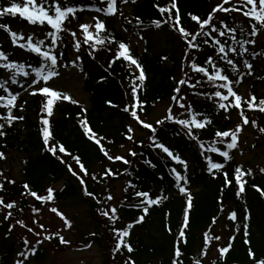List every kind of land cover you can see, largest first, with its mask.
Instances as JSON below:
<instances>
[{
    "label": "trees",
    "instance_id": "1",
    "mask_svg": "<svg viewBox=\"0 0 264 264\" xmlns=\"http://www.w3.org/2000/svg\"><path fill=\"white\" fill-rule=\"evenodd\" d=\"M169 2L170 0H137L133 7L132 17H130L133 24H128V20H126V25L133 29L134 36L137 38L142 36L143 39L141 40L145 44V53L138 56V59L142 63L147 77L145 86L140 93L142 99L147 103V115H145L147 117L154 113L157 105L172 101L171 98L176 94L175 89L178 87V82L185 77L186 69L183 56L179 60L177 56L179 44L184 47L185 52L187 51L184 43L177 33L167 25L161 29H156L153 26L155 19H162L156 4L159 3L163 7ZM213 2V0H179L182 25L188 29H196L198 26L194 21H191L188 14L199 15L203 18L212 11V7L215 6ZM8 3L9 0H0V6H7ZM136 17L143 21L142 28L133 27L136 23ZM0 23L10 24L13 30L22 31L26 37L30 34L29 29H36V26L32 27L18 16L14 18L4 17L0 19ZM61 35L62 41H60L61 47L58 54L62 53L63 55L60 57L59 63L68 67L73 60L77 57L80 58L81 62L78 65L85 75L84 84L90 97L91 108L86 110L85 114L78 105L66 101L60 102L54 108L50 122L56 141L63 143L74 155L81 157L90 174L85 180L87 189L94 193L96 198L85 196L84 185H81L80 181L69 172L68 164H71L73 169L79 172L78 165L71 157H64L66 163H61L59 159L45 151L41 134V121L45 118L42 114L44 112V97L36 95L32 96L26 103H23V100H17L22 102L20 105L23 110H14V115L23 116L24 119L15 121L10 127L6 126L4 129L6 135L0 137V151L4 152L6 156V159H0V172L4 173V176L0 177V183L5 185V190L0 191V197H3L5 203L14 202L16 204L15 208L6 210L13 213L12 218L18 219L17 216L24 214L31 220L29 213L50 211L52 206L57 207L65 217L66 212L61 211L62 207L71 210L76 209L73 206L86 207L85 220L79 223L76 219L71 221L81 237L80 241H75V247L79 248L87 244L96 245L103 254H106V258L104 257L105 264H126L129 257L135 261V264H172L175 239L182 228L187 197L180 194L174 187L175 181L170 175V169L176 167L179 171L183 172V170L159 149L148 146L151 143L149 140L152 135L151 132L147 133L143 139L133 136L134 142L126 138L127 129L132 120L129 113L124 112L123 108L129 105L133 97L129 88V72L125 66L126 62L117 61V64L110 68L117 45L98 46L100 50L89 55L92 49L88 45L82 43L80 51L76 52L74 48L76 41L74 42L67 33ZM104 35L109 38L114 36L117 41L129 43L125 36L118 34L113 29L108 30L107 34ZM158 38H163L166 46L174 48V52L165 48L153 53L152 49L154 45H157L155 40ZM0 45L8 50L11 59L34 66L37 58L30 54L21 59V51L24 50L13 48L9 36L3 31H0ZM108 48L111 51L107 50ZM212 51L211 44L204 46V52L211 53ZM93 55L95 56L94 59ZM193 55L198 61L204 59V54L196 55L195 50ZM165 57L171 62L169 68L165 65ZM240 70L244 73V82L252 84V94L257 97V102L264 99L256 93V86L264 85V80H262L264 79V71L256 74L253 72L256 69H253L251 70L252 74L248 75L243 66L240 67ZM180 74L181 77L179 78ZM196 75L192 73L189 80L191 81L192 76ZM213 92L214 90L210 85L198 86L196 89L188 87L181 89V94L187 95L189 103L194 109L213 120L210 130H207L203 135L205 148L215 141V130L234 129V126L242 122L239 109L234 108L224 112L218 107H214L216 101L208 98ZM109 101L118 107L110 106ZM242 107H244L245 114L250 120L247 128L255 137L253 148L261 151L260 155L263 156L262 166L258 169L249 165L230 164L228 169L230 179H233L236 167L252 170L253 175L246 177L248 184L243 198L237 196L238 189L234 180L231 188H225L222 175L216 174L219 178H214L207 170L205 156L212 157L214 162H223L221 157H218L216 153L208 152L201 155L202 150L199 149L198 144L185 136L178 125L169 123L164 128L161 142L187 160V171L183 174L187 176L189 183L185 187L189 191L198 190L197 193L190 192L193 197V211L190 214V231L188 232L190 243L186 250L187 256L184 258V264H194V258L202 259V264H252L247 254L248 246L243 243L242 234L236 233L233 223L227 219L233 210L237 211L238 218L243 216L245 209L251 213V246L258 258L264 256V197L253 187L255 185L264 189V173L260 172V169L264 168V132L260 131V128H264V113L255 109L248 110L247 105L242 104ZM1 111L3 113L4 110ZM85 115L93 132L98 134L97 138H104L101 144L110 155L113 156L114 152H120L123 146L131 144L128 156L124 157L130 161V164H113L108 161L109 159L103 154L101 146L88 139L82 129L81 118ZM185 116L187 118V115ZM2 122L0 121V123ZM156 135L160 137V132ZM216 146L225 150L220 144H216ZM131 152H136L138 155L133 157L130 155ZM58 155L62 154L58 153ZM145 161H150L155 167L150 166ZM107 163H110L109 169L113 173L111 176L105 175ZM223 163L226 165L228 162ZM16 164L21 169L20 179L15 178L16 175L13 172V167ZM98 165L101 176H96L94 171ZM93 175L96 176L95 180L91 178ZM116 175L127 183L126 187L132 183L137 186L135 190L149 191L153 197H168L159 206L151 207L144 221L131 229V235L126 239L134 249L132 253H128L123 248L119 252L115 251L116 237L112 231L113 225L99 213L101 205L97 203V199L104 200L106 204L113 206L112 201H107L106 197L112 195V187L117 180L115 179ZM8 180H14L15 184L8 183ZM110 181L111 185H109ZM25 183L41 195L46 194L49 187L53 188L56 194L54 204L42 205L34 197L24 196L23 185ZM60 183H62L60 188H54ZM135 190L129 188L120 201L118 214L121 219L115 224L117 229L125 228L128 223H133L142 214L138 209L127 206L130 203L140 202L141 198L134 195ZM221 200L224 201L226 209L224 212L220 211ZM214 220L216 223H212ZM0 222V264H13L14 256L19 252L18 244L22 246L21 251H25V246L23 242H18L13 230L8 231L11 227L9 221L2 220ZM169 227L172 228V234L168 231ZM209 228L214 234L221 237V232L225 233L226 240L221 239L214 242L213 247L208 250V255L201 257L204 233ZM232 235H236L237 239L227 259L221 260L219 254L213 258L212 253L215 247L226 246ZM47 244L54 245L55 248L64 246V244L59 243L58 238H53ZM35 248V263H46L49 256L47 248L41 245ZM107 258L110 259V262Z\"/></svg>",
    "mask_w": 264,
    "mask_h": 264
},
{
    "label": "snow or ice",
    "instance_id": "2",
    "mask_svg": "<svg viewBox=\"0 0 264 264\" xmlns=\"http://www.w3.org/2000/svg\"><path fill=\"white\" fill-rule=\"evenodd\" d=\"M118 2L119 4H128L129 0H101V3H106V7H95L93 10L96 13H102L105 17H114L117 14L123 16V11L117 6ZM131 3H136V0H131ZM225 5L230 6L226 7ZM156 7L162 19H155L153 21V26L156 29H161L167 25L171 30L177 33L187 49L183 57L186 69L185 77L178 82V87L175 89L176 94L171 98L174 105H178L179 109L187 111V118H180L185 115L184 112H181L179 116L175 115L173 108L170 107L164 119L157 120L155 124L142 119V116L147 115V103L140 95L147 79L146 72L139 59L133 55L129 43L117 41L114 36L109 38L107 35H102V33L107 34L108 29L106 27V21L101 20L99 16L93 17V20L95 21L94 25L87 23L80 25L83 41L76 40L74 48L76 52H79L82 43L86 44L92 49V52H89V55H92L93 52L100 50L98 46L106 44L117 45V50L114 59L110 63V68L115 66L117 61L126 62L125 66L129 72V88L131 89V95L133 97L129 105L123 108V111L129 113L131 118L134 119L143 129L149 130L152 133L149 137L151 143L148 146L150 148L159 149L160 152L166 154L171 161L179 165L183 172L187 171L188 163L186 158H182L181 155L176 154L174 150L161 142L164 128L170 123L178 125L185 136L198 144L199 149L202 150L201 155H204L205 152L216 153L218 157L223 159V161H229L232 159L230 150L238 147L240 134L244 131V126L250 123L249 117L245 114V109L242 107V104L247 105L248 110L255 109L264 113V99H260L257 102V97L254 95L250 96L248 99H244L241 95L237 94V91H235L233 87L234 83H240L244 76V73L241 72L240 67H238L239 65L242 64L243 67L248 70L247 74L251 75L253 65L249 62V58L251 60H256L258 57L264 58V52H257L255 47L249 51V48L246 47V45L255 46V39L243 38L245 35L250 37L264 35V0H237L236 3H232V0H222V3L214 6L213 10L203 18L199 15L189 13L188 15L191 21H194L198 26L196 29H188L182 25V12L179 7V0H170V2L163 7L157 3ZM83 10V7L71 5L68 0H22V2H18V0H9L7 6H0V19L4 17L14 18L18 16L22 20L27 21L29 25L36 26L37 30L41 33V38H35L33 34H29L26 37L22 31L13 30L10 24L0 23V31L7 33L13 48L22 49L37 58L35 61L36 66L13 60L10 58L8 50H5L2 45H0V70H3L0 72V77H2V79H0V109L4 110L3 113H0V121H3L0 123V137L6 135L4 131L6 126L10 127L15 121L24 119L23 116L14 115V110L23 109L21 105L17 104L19 93L15 90H10L9 88V85L17 84H21V87H23V83L18 79L23 77L25 78L24 83H27V85L31 87L30 95H41L44 97V112L42 114L45 118L41 121V134L45 145V151L59 159L61 163H66L64 157H71L78 165L79 172L74 170L71 164H68L67 167L69 172L80 181L81 185H84V195L95 199V194L87 189L84 177H87L90 174L85 164L82 162L81 157L79 155H74L73 152L68 150L63 143L56 141L52 124L50 122V118L54 114V108L58 103L66 101L73 105L79 104V101L74 99L71 95L58 91L52 87L49 81H53L55 78L61 76L60 68L67 67V65L59 63V59L63 54H57L55 48L58 45V42L62 41L61 34L68 31L66 24H70L72 19L77 18V12ZM218 13L232 15L221 19L217 15ZM236 13H240L243 17L248 18L247 23L250 25L246 34L244 29L240 28V35L242 38L239 39L237 38V28L232 27L228 23V20H236ZM135 19L136 23L133 27L142 28L143 21L141 18L136 17ZM127 23L132 25L133 21L129 19ZM93 28L94 31H92ZM124 30L128 31L127 28ZM71 35L73 38L77 37L75 31H72ZM140 39H143V37L141 36ZM228 41H231V43H228ZM209 44H211L213 51L211 53H206L204 52V46ZM107 50L111 51L110 48ZM194 50L196 55L203 53L204 59L198 61L193 55ZM94 58L95 56L93 55V59ZM77 59H79V57H77ZM165 59L167 58L165 57ZM72 66H76L75 61H73ZM229 69L231 70L230 72ZM192 73L197 75L192 76L190 81L189 76H191ZM209 85L214 92L208 98L216 101L214 107H218L224 112H228L234 108L239 109V115L242 118V122L234 129L223 131L215 130V141L205 148L203 135L207 130H210L213 125V120L203 116L201 112L193 108L191 103H185L184 101H186L188 97L187 95L181 94V89L185 87L196 89L198 86L206 87ZM108 103L112 107H118V105L111 104L110 101ZM82 111L86 114V109H83ZM253 123L255 122L253 121ZM81 127L88 139L101 146L103 154L110 161H122L124 164H130V161L124 157H113L106 149H104L101 144V141L104 138H97L98 134L93 132L86 115L81 118ZM260 131L264 132V128H260ZM133 132L134 129L129 127L127 129L128 135L126 138L129 141L134 142V137L132 135ZM158 132H160V137H157L156 135ZM109 143H111V141H109ZM216 144L222 145L225 150H221ZM141 147H143V144H141ZM58 153L62 155H58ZM130 155L135 157L138 153L131 152ZM0 159H6L5 153L2 151H0ZM205 160L207 170L214 178H219L216 174L222 175L225 188H231L234 180L238 189L237 196L241 198L244 197L246 185L248 184L246 177L253 175L251 169L236 167L234 169V177L233 179H230L229 172L223 162H214L213 158L210 156H205ZM145 163L155 167L150 161H145ZM183 172L177 170L176 167L170 169V175L173 176L175 181L174 187L180 194L187 197L182 228L176 235L175 239L172 264H184V258L187 256L186 250L190 243L188 232L190 231V214L193 211V197L190 191L185 187L189 183V180ZM260 172L264 173V168H261ZM105 175H113L112 170L108 169ZM2 176H4V173L0 172V177ZM91 178L95 180L96 176L93 175ZM7 182L15 184L14 180H8ZM136 187L135 184L130 183L124 191L128 192L129 188L135 190ZM253 187L262 197H264V189L255 185H253ZM23 188L25 189L23 192L24 196L34 197L35 200L39 201L42 205H48L49 203L54 204L56 194L53 188L49 187L44 195L38 194L36 191L32 190L27 183L23 185ZM4 190L5 185L0 183V191ZM134 195L141 198L140 202L130 203L127 206L138 209L142 214L139 215L133 223H128L123 229L115 228L116 222L121 219L118 214L119 206H110L106 204L104 200L97 199V203L101 205L99 210L100 215L113 225L112 231L116 237L115 251L117 252H119L121 248L125 249L128 253L134 251L131 243L126 239L130 237L131 229L136 224H140L144 221L145 216L149 214L151 207L159 206L163 200L168 198L167 196L153 197L150 195L149 191L141 190H135ZM106 200L113 201L114 197L108 195ZM0 205L9 210L16 207L14 202L5 203L3 197H0ZM50 211L60 217L67 228L70 229L72 227L71 222L57 209V207L52 206ZM220 211H226L223 200L220 201ZM12 217L13 213L8 211L4 216V219L8 220ZM227 219L233 223L235 232L242 234L243 243L248 246L247 254L252 264H264V256L258 258L256 252L253 251L251 246V213L245 209L243 216L238 218L237 211L233 210L227 216ZM212 223H216V221L214 220ZM17 224L21 228H26L27 231L33 235H40V233L34 232L33 228L25 224L23 220H16L8 231L11 232ZM40 227L43 228L44 226L40 225ZM168 231L172 234L171 227L168 228ZM53 238H58L59 243L61 244L70 243L59 233L55 234V236L46 235L43 239H38L36 243L43 244L44 241H51ZM221 239L222 237L220 235L214 234L212 229L209 228L204 233V244L200 256H207L208 250L213 247L214 242H218ZM236 239L237 236L232 235L226 246H221L216 249L221 260L227 259ZM23 244L29 245L30 241L25 238ZM29 251L31 255H35V245H32ZM18 256L22 259H17L15 264H25L29 259L28 252L23 250L18 253ZM126 264H135V261L129 257ZM194 264H202V259L194 258Z\"/></svg>",
    "mask_w": 264,
    "mask_h": 264
},
{
    "label": "rangeland",
    "instance_id": "3",
    "mask_svg": "<svg viewBox=\"0 0 264 264\" xmlns=\"http://www.w3.org/2000/svg\"><path fill=\"white\" fill-rule=\"evenodd\" d=\"M73 0H68L69 3H71ZM213 5L217 6L218 4L222 3V0H213ZM237 2V0H236ZM234 2V3H236ZM121 10L123 11V17L127 16L129 13L132 11V5L127 4L121 6ZM213 8V7H212ZM218 15V14H217ZM227 16H230V14H226ZM94 16H99V18L102 16L101 13H94L92 16L85 15L83 19V23L87 24H93L95 21L93 20ZM219 16V15H218ZM239 15H236V17ZM224 18L226 16H223ZM221 18V17H220ZM101 20H105L103 18H100ZM236 19L239 18L237 17ZM109 20V19H108ZM105 20L107 22V25H110L111 23L113 24L114 28L120 32L121 34H124L128 38L131 39V46L132 49L135 51V53L142 54L144 52V45L142 41L135 39L132 37V32L131 31H125V22L119 14L115 16V18H111V20ZM94 30V28L92 29ZM37 34V31H35ZM40 36V34H39ZM157 45H154V48L152 49L153 53H157L160 50L169 49L170 51H173L174 48L168 47L165 44V41L163 38H158L155 40ZM258 44H261L264 42V37H260L256 41ZM174 52V51H173ZM177 56L178 60L180 57H184L185 54V49L184 47L178 45L177 48ZM136 57V56H135ZM182 57V58H183ZM254 63L260 67L264 66V60L262 58H257L254 60ZM165 65L169 68L171 67V63L169 60L165 62ZM61 76L55 78L53 81H49V83L54 87L56 90L61 91L63 93L71 95L74 99L79 101V104H81L84 108L88 109L90 107V101H89V96L86 93V90L83 86V76L80 74L78 69L76 68H71V69H61ZM189 71V70H188ZM181 77V74L179 75V78ZM21 80L23 83V87H21V84L17 85H10L9 88L10 90H15L16 92L19 93V95H24L26 92L31 91V87L27 85V83H24L25 78L20 77L18 78ZM35 87V86H32ZM234 90L239 92V94H242L245 98L248 96L249 93V88L246 86L240 87V89L236 86H233ZM25 101H27V98H29V95H25ZM170 103H164V104H159L155 107L154 113L151 116H145L146 120L150 123H155L157 120L163 119L170 108ZM176 111V109H175ZM133 124L130 123V126ZM249 129H247L244 133V140L240 145H238L237 150H236V160L237 163L239 164H248L253 168H260L262 164V157L259 156L258 151H253L250 149L251 144L255 140V137L250 135ZM137 138H145L146 133L145 132H139L138 130L136 131ZM247 140V141H246ZM131 148V144L125 145L121 148V151L114 152L113 157L116 156H128V150ZM242 152H244L242 154ZM115 161V160H113ZM118 162V161H117ZM118 163H123L122 161H119ZM100 166L98 165L94 171L96 173V176H101L100 172ZM110 163H107V168L105 166V173L109 169ZM13 172L15 173L17 179H20V174H21V169L20 167L16 164L13 167ZM116 184L113 185V191H112V196L114 197V200L112 201L113 206L119 205L121 199L123 198V195L125 193L124 189L126 187V182L122 180L120 176L115 177ZM111 185V181L109 183ZM61 184H58L57 187L59 188ZM76 209L71 210V209H66L62 207V210L66 212V218L71 222L72 219H76L77 222L79 223L80 221H83L86 219V207H76L73 206ZM7 214V211L5 208L0 205V218L4 219V216ZM29 216H31V220L29 217H26L24 214H20L18 219L15 218H10L9 220L11 221V225L15 223L16 220H23L25 224H27L29 227H32L34 232L40 233L39 236L33 235L32 233H29L26 228H21L18 224L16 225L14 230V234L16 237L21 239L22 241L26 238L30 241L31 245H36L38 239H43L44 236L46 235H53L59 233L60 235H63L64 238L69 241L70 243L64 244V246H59L56 247L51 244H47V241H44V247L47 248L49 256H48V261L46 264H105L104 262V257L106 258V254H103L102 250H100L96 245L91 246H85V248L78 249L76 246L75 241H80L81 237L80 235L76 232V227L73 226L69 229L65 226L63 220L60 219L56 214L45 211L41 213H29ZM39 221V222H38ZM40 225H43L44 227L41 228ZM55 236V235H54ZM32 246H30L26 251L29 254V259L25 262V264H35L33 255L30 253V249ZM17 259H22L21 257L15 256L14 260L16 261ZM107 260L110 259L107 258ZM14 261V264H15Z\"/></svg>",
    "mask_w": 264,
    "mask_h": 264
}]
</instances>
